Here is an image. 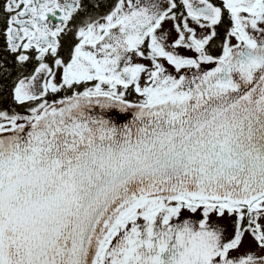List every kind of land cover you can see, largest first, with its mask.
Instances as JSON below:
<instances>
[{
  "label": "snow or ice",
  "instance_id": "1",
  "mask_svg": "<svg viewBox=\"0 0 264 264\" xmlns=\"http://www.w3.org/2000/svg\"><path fill=\"white\" fill-rule=\"evenodd\" d=\"M0 264H264V0H0Z\"/></svg>",
  "mask_w": 264,
  "mask_h": 264
}]
</instances>
